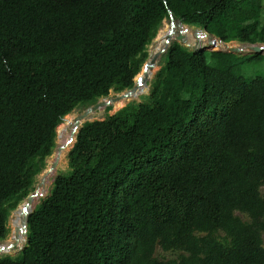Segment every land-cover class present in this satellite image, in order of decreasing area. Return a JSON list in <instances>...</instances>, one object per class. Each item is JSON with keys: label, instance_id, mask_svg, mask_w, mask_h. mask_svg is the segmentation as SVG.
I'll return each mask as SVG.
<instances>
[{"label": "trees", "instance_id": "1", "mask_svg": "<svg viewBox=\"0 0 264 264\" xmlns=\"http://www.w3.org/2000/svg\"><path fill=\"white\" fill-rule=\"evenodd\" d=\"M177 32L264 44V0H0V257L26 242L0 264H264V78L233 72L261 55ZM135 83L74 144L69 115ZM57 131L69 169L29 205Z\"/></svg>", "mask_w": 264, "mask_h": 264}, {"label": "rangeland", "instance_id": "2", "mask_svg": "<svg viewBox=\"0 0 264 264\" xmlns=\"http://www.w3.org/2000/svg\"><path fill=\"white\" fill-rule=\"evenodd\" d=\"M165 22H168V23H172V22H174V23H176L178 26H180V25H183L179 20H177V19H175L174 17H173V15H170L164 22H163V26H164V23ZM162 26V27H163ZM183 26H187V25H183ZM187 27H189L190 28V26H187ZM195 32H206L205 30H203V29H201V28H196V27H191ZM161 30V29H160ZM208 34V33H207ZM214 38H216L215 36H213ZM194 38H195V36H194ZM196 39V38H195ZM216 39H218L219 40V38H216ZM184 44V46L185 47H187L188 49H190V50H192V51H194V50H196V49H199L200 47H202V46H200V43L199 42H197V40L195 41H192V43H191V45L189 44H186V43H183ZM231 45H232V47H236V48H241V47H244V46H249L248 44H242V43H238V42H231L230 43ZM154 45V44H153ZM152 45V46H153ZM229 45V44H228ZM150 47L151 46H149L148 47V51H149V54H150ZM222 51V50H221ZM244 54L245 53H248V52H243ZM238 56H243L242 54H237ZM207 60H208V63L210 64V65H213V66H219V62H218V60H217V58H213L210 54H208V56H207ZM234 61H235V64H234V67H233V72L236 74V75H240V76H243L244 78H246L247 80H250V79H253V78H257V77H262V78H264V54L263 55H261L259 58H254V59H252V60H249V61H242V60H236V59H234ZM161 64H164V59H163V61H162V63ZM160 68H161V65H160ZM160 70V69H159ZM136 84V83H135ZM131 90V89H130ZM130 90H126V91H124V92H121V93H116V92H114V91H112L111 93H110V95L108 96V97H104V98H101L99 101L100 102H106L107 103V101H110V102H114V101H116L117 99H119V97H122V95H124L125 93H127V92H129ZM149 93H150V87H149V90H148V93L146 94V95H144V96H142L139 100H137V101H132V102H130V103H134V102H137V103H140L146 96H148L149 95ZM129 104V103H128ZM127 104V105H128ZM92 105H90V106H87V107H79V108H77V109H75L74 111H73V113L72 114H70L69 116L71 117V119H76L84 110H86L87 108H89V107H91ZM119 110H121V109H119ZM118 110V111H119ZM118 111H115L114 110V108H113V106L112 105H108L107 104V106L104 108V112H102L99 116H98V118H96L95 120H103V119H105L108 115H114L116 112H118ZM99 112H101V111H99ZM98 112V113H99ZM66 122H68V120H66V118L63 120V122H62V124H64V125H66ZM68 128V131L71 133V135H72V130H71V126L70 125H66V129ZM57 142H56V147H55V149H54V152H53V154H52V156L51 157H49L48 159H47V167H46V169L40 174V175H38L37 177H36V180H35V186H34V191L31 193L32 195H33V193H35L36 192V190H37V188H38V186H39V184L41 183V180H42V178H43V176L46 174V172L50 169V167L53 165V163H54V161L55 160H57V152H58V150L62 147V142H61V139H60V136H59V133H58V131H57V140H56ZM72 147L73 146H71L70 148H69V150H68V154H69V152H70V150L72 149ZM68 154H67V156H66V158H65V160L63 161V162H60L59 161V165H58V167H57V169H56V174H55V177L57 176V175H59V174H61V173H64V172H67L68 171V169H69V162H68ZM53 183H54V180H53ZM53 183L51 184V186L49 187V189H48V192H47V194L43 197V198H45L47 195H48V193L50 192V190H51V188H52V186H53ZM262 192L264 193V188L262 189ZM26 201V200H25ZM24 201V202H25ZM19 208V207H18ZM18 210V209H17ZM17 210H15L14 212H16ZM14 212H12V214H11V216H10V219H9V225H8V227H9V229H10V234H9V236H8V238L6 239V240H4V241H0V245H2V244H4L5 242H7L8 240H9V238H10V236H11V234H12V229H11V220H12V216H13V214H14ZM263 241H264V237H263ZM26 245V242H25V244L23 245V248H24V246ZM21 249V248H20ZM20 249H16L15 251H14V253L13 254H6V255H4V256H1L0 258H2V257H5V256H14V255H16L17 253H18V251L20 250ZM157 257H159V258H163V257H165L167 260H172V259H174L176 256L175 255H173V254H169V255H163L161 252H160V250L158 249L157 250Z\"/></svg>", "mask_w": 264, "mask_h": 264}, {"label": "water", "instance_id": "3", "mask_svg": "<svg viewBox=\"0 0 264 264\" xmlns=\"http://www.w3.org/2000/svg\"><path fill=\"white\" fill-rule=\"evenodd\" d=\"M190 29H192L190 27ZM203 30L206 31V29L204 28ZM207 33V31H206ZM158 35L159 33L157 34L156 38L153 40L152 44L150 46H152L155 41H157V38H158ZM194 36L196 39H199V34L198 32H195L194 33ZM212 36V35H211ZM213 37V36H212ZM172 36H169V39L172 41V42H177L181 45H184L183 42L185 40V35L182 34V33H178L173 39ZM216 39V38H215ZM221 42H223L221 39H219ZM171 42V43H172ZM224 43V42H223ZM225 45H228L230 43H224ZM216 46V42L212 41L210 42L208 45L206 46H203V47H200V49L205 52V51H209V52H217V51H220V52H226V53H230V54H242L243 56H249V55H263L264 54V44H254V45H249V50L248 53H243L242 50L240 48H229L228 50H215ZM170 47V46H169ZM168 47V48H169ZM168 50V49H167ZM161 57V54H155L153 57H150L149 56V59L147 60V62L144 64L143 68H155L156 65L158 64V61ZM143 68H142V71L140 73H142V75H144L145 77V81H147L148 79V74L147 72L143 71ZM140 73L138 75H140ZM137 78V77H136ZM136 82V80H135ZM136 85V84H135ZM135 87V86H134ZM134 87L131 89L133 90ZM130 90V91H131ZM120 98V97H119ZM107 106V103L106 102H100L98 101L96 104L92 105L91 107L87 108L86 110H84L75 120L76 122V126H77V131H73L72 132V137L74 138V144L76 143V138H77V134L79 132V130L83 127V125L87 122H93L95 120L92 119V117L97 114L99 111H101L102 109H104L105 107ZM125 107V106H124ZM123 107V108H124ZM121 108V109H123ZM117 113V112H116ZM73 144V146H74ZM59 165V160H55L53 165L50 167V169L47 171V174L49 173H52V172H56V169ZM45 177L46 176H43L42 180H41V183L39 184V187L42 186L44 184V181H45ZM27 203L28 204H33L34 202V196L32 194H30L28 196V198L26 199ZM33 211V210H32ZM31 211V212H32ZM30 215V214H29ZM29 215L26 217L25 219V226H26V231L28 232V229H27V224H28V217ZM23 249V248H22ZM21 249V250H22ZM19 250L18 253L21 251ZM17 253V254H18Z\"/></svg>", "mask_w": 264, "mask_h": 264}, {"label": "bare ground", "instance_id": "4", "mask_svg": "<svg viewBox=\"0 0 264 264\" xmlns=\"http://www.w3.org/2000/svg\"><path fill=\"white\" fill-rule=\"evenodd\" d=\"M193 30V29H192ZM178 33H181V32H177V33H175V34H172V33H169L168 35H167V48L170 46V44H171V42L173 41H171L170 39H169V36H172L173 38L178 34ZM195 33V32H194ZM183 34V33H182ZM211 36V35H210ZM172 38V39H173ZM186 39V38H185ZM155 43H156V41H155ZM155 43H154V45H155ZM152 47V46H151ZM215 49V48H214ZM242 50V49H241ZM165 53V50H163L162 52H160V54H161V57H160V59H159V61L158 62H160L162 59H163V54ZM158 66V64L156 65V67ZM155 67V68H156ZM147 69H154V68H147ZM141 74V73H140ZM139 76V75H138ZM137 76V77H138ZM149 78V77H148ZM136 80V79H135ZM148 80V79H147ZM144 81H145V77H144ZM146 82V81H145ZM135 87H136V85H135ZM135 87H134V89H135ZM133 89V90H134ZM133 90H131V91H133ZM131 91H129V92H131ZM128 99V94L127 95H123L122 97H120L119 99H117L116 101H114V102H110V101H107V104L108 105H112V106H114V105H116L117 103H119V102H123V101H125V100H127ZM103 110V109H102ZM96 115V114H95ZM52 173H54V172H52ZM51 173H49V174H47V172H46V174L44 175V176H46L45 177V181H44V184L42 185V186H40V189L41 188H43L44 187V185L46 184V180H47V177H48V175H50ZM35 202H36V199L34 198V202H33V204H31V205H34L35 204ZM30 205V204H29Z\"/></svg>", "mask_w": 264, "mask_h": 264}]
</instances>
